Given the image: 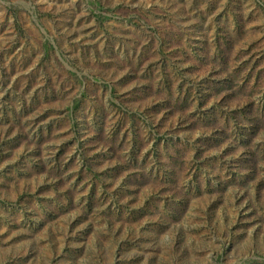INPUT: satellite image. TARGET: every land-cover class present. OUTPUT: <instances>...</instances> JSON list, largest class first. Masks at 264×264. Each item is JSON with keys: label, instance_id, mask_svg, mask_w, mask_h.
Listing matches in <instances>:
<instances>
[{"label": "rangeland", "instance_id": "rangeland-1", "mask_svg": "<svg viewBox=\"0 0 264 264\" xmlns=\"http://www.w3.org/2000/svg\"><path fill=\"white\" fill-rule=\"evenodd\" d=\"M0 264H264V0H0Z\"/></svg>", "mask_w": 264, "mask_h": 264}]
</instances>
